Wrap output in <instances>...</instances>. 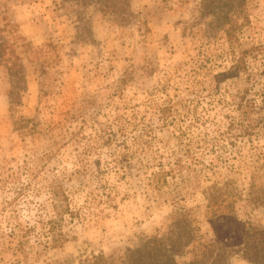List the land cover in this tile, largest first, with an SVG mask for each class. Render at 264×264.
<instances>
[{
  "label": "rangeland",
  "instance_id": "rangeland-1",
  "mask_svg": "<svg viewBox=\"0 0 264 264\" xmlns=\"http://www.w3.org/2000/svg\"><path fill=\"white\" fill-rule=\"evenodd\" d=\"M262 90L264 0H0V264H257Z\"/></svg>",
  "mask_w": 264,
  "mask_h": 264
},
{
  "label": "trees",
  "instance_id": "trees-1",
  "mask_svg": "<svg viewBox=\"0 0 264 264\" xmlns=\"http://www.w3.org/2000/svg\"><path fill=\"white\" fill-rule=\"evenodd\" d=\"M240 63L241 61H237L229 70L217 73L215 75L217 82H219L221 79L231 77L239 71L243 70V66H241ZM261 96V108L264 118V90H262ZM174 106L175 103L165 106H158L156 113L159 117L165 118L171 113V110ZM143 132L146 133L147 131L143 130ZM143 134H139L137 135V137H143ZM126 159H123L121 161L117 160L115 165L119 168H122L124 174L127 173L130 166L129 162ZM173 170L174 168H172L171 166H161L158 170L152 172L149 184L158 187L161 186V184L167 183V175L171 174ZM49 191L52 197V208L55 214L52 218L49 219L46 225V235L48 238L47 245H49V247H56L61 244L66 238V233L64 232L62 226L66 215L74 218L76 215H78V213L72 208L70 196L64 189V186L61 182H59L58 180H52L49 185ZM115 195L116 194L113 193V191L106 193V201L109 205H114L113 201L115 199ZM243 231L249 236V239L244 242V254H246L250 260L257 262V264H264V227H248L243 228ZM187 238L188 241H190V236H188ZM208 254L211 255V251H209ZM142 258H144V260L146 261L153 260L154 247H150L147 251H144L142 253ZM204 258L205 257H203L201 260L197 259L196 261H192L190 264H200V262L202 264H205Z\"/></svg>",
  "mask_w": 264,
  "mask_h": 264
}]
</instances>
